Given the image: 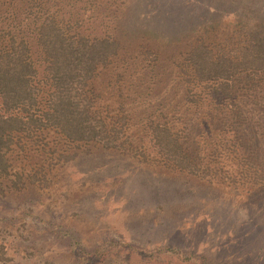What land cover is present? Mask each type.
<instances>
[{"label":"rangeland","instance_id":"rangeland-1","mask_svg":"<svg viewBox=\"0 0 264 264\" xmlns=\"http://www.w3.org/2000/svg\"><path fill=\"white\" fill-rule=\"evenodd\" d=\"M245 4L264 24V0L56 4L73 30L120 41L88 88L94 112L122 123L128 140L120 149L52 129L18 134L0 191V264H264V99L249 101L243 126L207 117L205 108L220 111L227 101L203 104L183 71L196 40L216 49L241 39ZM158 121L206 175L160 156L150 139Z\"/></svg>","mask_w":264,"mask_h":264},{"label":"trees","instance_id":"trees-1","mask_svg":"<svg viewBox=\"0 0 264 264\" xmlns=\"http://www.w3.org/2000/svg\"><path fill=\"white\" fill-rule=\"evenodd\" d=\"M57 3L0 0V191L2 178L10 172L6 151L18 134L31 136L52 129L69 141L120 149L128 140L122 123L109 125L94 112V97L88 88L98 69L118 54L120 41L111 35L90 36L73 30L70 16H65L67 8L62 13ZM242 11L241 39L216 49L203 39L196 40L184 57L183 71L195 89L192 93L203 104L227 101L223 104L226 109L220 111L205 108L207 117H233L243 126L239 117H248L252 110L249 101L262 104L264 99V24L258 23L249 4L243 5ZM30 32L42 54L43 75L33 57ZM251 121L246 122L250 128ZM242 135L239 133L238 138ZM150 139L153 148L173 167L206 175L167 124L152 123ZM254 164L259 167L258 162Z\"/></svg>","mask_w":264,"mask_h":264}]
</instances>
